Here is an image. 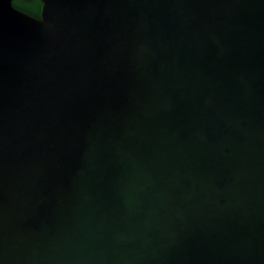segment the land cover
<instances>
[{
    "label": "water",
    "instance_id": "95a60500",
    "mask_svg": "<svg viewBox=\"0 0 264 264\" xmlns=\"http://www.w3.org/2000/svg\"><path fill=\"white\" fill-rule=\"evenodd\" d=\"M0 0V264H264V0Z\"/></svg>",
    "mask_w": 264,
    "mask_h": 264
},
{
    "label": "trees",
    "instance_id": "16d2710c",
    "mask_svg": "<svg viewBox=\"0 0 264 264\" xmlns=\"http://www.w3.org/2000/svg\"><path fill=\"white\" fill-rule=\"evenodd\" d=\"M13 4L18 9L41 18L43 3L41 0H13Z\"/></svg>",
    "mask_w": 264,
    "mask_h": 264
}]
</instances>
